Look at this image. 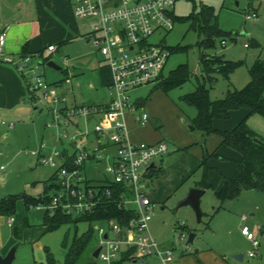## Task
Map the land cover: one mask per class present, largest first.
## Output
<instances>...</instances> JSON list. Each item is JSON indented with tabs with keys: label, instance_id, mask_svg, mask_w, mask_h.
Masks as SVG:
<instances>
[{
	"label": "rangeland",
	"instance_id": "rangeland-1",
	"mask_svg": "<svg viewBox=\"0 0 264 264\" xmlns=\"http://www.w3.org/2000/svg\"><path fill=\"white\" fill-rule=\"evenodd\" d=\"M202 4L214 8L219 28L230 35L224 38L223 43L220 38H216L213 48L203 49L198 45L202 35L190 27L189 21H174L171 30L157 32L149 38V41L160 43L169 51L176 47L183 48L178 51H170L163 73L164 76H167L179 64H187L191 73L190 78L181 86L168 92H163L156 87L158 82L137 87L130 92L132 101L143 100L145 102L142 106L149 115L148 123H150L152 131L156 132V136L164 140L169 147L166 156L163 159L159 158L162 159L167 170L164 177L166 182L160 186L169 189V186L175 184L173 182L177 181L185 168L192 169L189 176L184 178L180 188L168 198L165 199L160 195L153 200L149 231L162 247L172 250L173 260L167 264H198L197 255L200 252H207L204 255L208 257V261H211L210 264H264V261H259V259L264 260L262 247H259L260 255L248 256L251 244L243 235V228L239 225L241 214H235L229 208L215 212L214 209L219 205V201L215 196L214 189L208 188L200 199L202 212L200 221L196 220L191 207L179 205L191 185L202 177V170L198 166L195 154L199 153L201 149L199 145L201 135L198 130L189 129L190 120L196 113L195 108L187 105L180 98L194 90L200 54L215 53L222 55L225 59L241 63L229 74L228 78L217 75L216 81L209 88L211 100L222 98L228 90L240 89L245 86L250 79L249 69L254 61L259 59L264 62V0H176L173 7L174 16L180 18L188 16L193 11L197 12ZM253 11L257 14L256 19H244L246 14ZM72 44L70 52H60L52 58L57 65L64 69L67 68V72L50 67L44 62L39 63L37 58L32 59L30 65L35 67L36 72L48 82L63 79L69 75L73 80L75 98L73 100L72 95L65 93L69 104L75 102L78 105H88L97 102L105 97L106 87L101 84L96 69H102V65L108 66L91 43L89 54L87 56L82 54V57L79 58L77 56L81 53V47L78 43ZM62 57L67 60L62 62ZM24 74L26 79L32 77L26 70H24ZM91 84L94 86L93 88L90 87ZM69 85L65 84L63 89H67L66 87ZM27 95L31 96L29 91H27ZM34 102L33 100L30 104L31 102L29 103L26 98L16 108H0V199L7 195L22 193L32 196L40 195L45 181L53 172L51 167L39 164L37 159L30 154L31 151L37 150L42 142L48 147L57 144L56 131L45 126L49 118L45 109L47 107L45 104L39 103V107L35 108ZM61 105V103L57 104L58 107ZM246 114L247 112L243 109L234 110L229 119L220 121V123L233 128ZM2 122L14 123V127L8 129ZM246 123L252 130L264 137L263 116L250 114ZM157 125L159 126L157 127ZM134 132L136 133V131ZM210 136L211 138L206 139L204 144L207 149V146H210L212 142V145L216 146L218 141L217 135ZM185 146L191 150L184 152L181 148ZM226 153L232 157L238 155V152L231 148H227ZM86 165L88 169H92L90 165L93 163L88 161ZM233 167L234 161H227L220 164L219 168L230 173ZM210 173L213 175L212 183L216 188L219 181L216 180L220 176L215 169H212ZM88 174L92 175L89 172ZM252 194L250 204H260L261 207L259 211H256L252 221L262 226L264 230V194L258 192ZM16 207L20 214L25 215L28 226L21 228L20 237L13 244L16 245V252L12 264H46L45 248H48L54 259V264H63L66 249L61 243L64 238L67 244L70 243L75 230L74 225L72 223L62 224L52 232L43 233L41 211L35 208L25 210L22 200H18ZM245 215L249 216L248 212ZM184 223L196 232L191 245L185 244L188 228H177ZM21 224L22 221H19L16 223V227H21ZM87 226L86 222L78 223L77 234L85 231ZM251 231L255 232L252 227ZM0 233L3 237H7L10 228L0 224ZM180 234L183 235V238H180ZM255 234L260 239L264 232H255ZM230 241L236 243L239 253H243L241 260L235 258V253L228 247ZM94 242L98 243L96 233ZM182 250L183 254H181ZM214 256L217 257L214 258ZM80 264H107V262L99 257L85 255ZM124 264L163 263L154 255H142L137 257V261L130 260Z\"/></svg>",
	"mask_w": 264,
	"mask_h": 264
},
{
	"label": "built area",
	"instance_id": "built-area-1",
	"mask_svg": "<svg viewBox=\"0 0 264 264\" xmlns=\"http://www.w3.org/2000/svg\"><path fill=\"white\" fill-rule=\"evenodd\" d=\"M175 1L71 0L73 15L89 20V40L111 71L109 100L103 106L58 107L57 104L65 100L60 96V85L48 82L36 72L30 65V54L4 58L24 78V70L32 75L25 78L30 100L45 104L49 115L45 126L56 131V145L48 147L42 142L37 150L30 152L39 164L51 167L54 173L49 199L29 208L81 215L95 210L105 197L118 189V206L132 210L133 215L126 222L109 220L106 226H95L100 246L98 257L107 264L115 260L123 248L130 247L134 249L133 260L142 255H154L167 264L173 258L172 251L160 249L149 231L153 203L147 194L148 182L144 175L151 162L168 152V144L164 140L155 143L132 140L125 116L133 113L134 120L141 125L149 119L143 106L130 99V92L157 83L164 75L170 51L160 43H151L149 38L173 28ZM256 18V12L244 16L246 20ZM4 42L3 30L0 52ZM48 49L53 50L54 45H49ZM62 82L70 84V76ZM7 125L14 126L13 123ZM88 161L95 163L98 169L95 171V166L92 167V176L88 174ZM14 220V216L9 215L6 222L12 226ZM242 232L254 248L259 246L252 231L243 228ZM255 253L251 250L248 255Z\"/></svg>",
	"mask_w": 264,
	"mask_h": 264
},
{
	"label": "trees",
	"instance_id": "trees-1",
	"mask_svg": "<svg viewBox=\"0 0 264 264\" xmlns=\"http://www.w3.org/2000/svg\"><path fill=\"white\" fill-rule=\"evenodd\" d=\"M177 20L189 21L190 27L202 35L198 45L203 49L213 48L216 38H220L222 43L224 38L230 35V33L219 28L217 14L214 8L207 4H202L197 12L193 11L188 16L180 18L175 15L174 21ZM181 49L183 48L176 47L170 51ZM45 61L47 59H43V62ZM240 64L239 61L225 59L219 54L201 53L194 90L180 97L187 105L193 106L196 112L190 121L193 129L200 132L203 147L199 164L203 176L198 183L201 188L210 187L206 178L209 170L208 159L213 156L218 157L216 152L210 153L206 150L204 141L207 136L212 133L218 134L221 145H227L240 154L234 174L231 177L224 176L221 188L215 192L220 202L215 211L220 208L223 202L236 198L243 190L254 189L264 192V137L248 126L246 116L230 130H218L213 125L215 119H228L231 112L237 109H246L247 115L254 113L264 117V62L259 59H256L249 69L250 79L245 86L240 89L228 90L220 99L211 100L209 98V88L216 81L217 75L228 78L229 74ZM190 75L187 64H179L167 76L163 75L156 87L163 92H168L181 86L190 78ZM52 188L53 186L50 185L47 188L49 192H46L47 194L45 193L42 197H31L25 193L3 197L0 199V215H13L16 210V201L20 198L24 199L27 209L30 205L46 202ZM118 192L116 189L110 197H105L101 204L89 213L70 215L62 211L45 212L42 224L45 226L46 232H52L62 224L72 223L74 225L75 230L70 243L67 244L65 238L61 243L66 249L63 264H80L85 255L92 256L96 247L94 224L109 220L126 222L133 215L132 210L118 206ZM80 222H86L88 226L85 231L77 234V224ZM24 226L27 224L22 223L21 227L14 228V234L17 238L20 237L21 228ZM179 227L190 230L185 225ZM45 251L47 264H54V259L49 250L46 248ZM133 253V248H127L121 251L119 257L110 264H124L126 261L132 260Z\"/></svg>",
	"mask_w": 264,
	"mask_h": 264
},
{
	"label": "crops",
	"instance_id": "crops-1",
	"mask_svg": "<svg viewBox=\"0 0 264 264\" xmlns=\"http://www.w3.org/2000/svg\"><path fill=\"white\" fill-rule=\"evenodd\" d=\"M3 30L5 31V42H4L2 51L0 52V108H13V107L16 108L19 105H21V101L25 100L26 98H28L29 103L31 102L30 104H32V101H33V100L31 101L30 97L27 95V87L25 83V78L17 71V69L13 65L7 63L4 60L5 57L17 58L20 55L25 53V54H30L32 56V59H35V58L39 59L38 61L39 63H43V59H47V61L52 60L53 56H55L56 54H60V52H70L72 43H73L72 45L78 43V45L81 47V53H79L77 58L82 57V54L86 56L89 54V47L91 43L89 40V20L78 19L73 15L71 0H0V32ZM49 45H54V49L49 50L48 49ZM101 57L104 60L102 55ZM64 60H67V59L65 57H62L61 61L65 62ZM47 61H45L44 63H46ZM59 67L60 69H57V70L67 72V68L64 69L61 66ZM101 67L102 69L98 68L96 69V72L98 73V77L101 81V84L106 87L105 97L98 100L97 102L89 103L86 106H89V105L103 106L109 100L108 83L111 78V71L108 67L104 65H102ZM72 75L74 76V73ZM51 82L58 83L60 85L59 87L60 96L65 99L64 101L59 102L62 104L61 106H73V105L81 106V105L76 104L74 101H73L74 102L73 104H69L68 99L65 95V93L67 95L68 94L72 95L73 100H75L74 95H73V91H74L73 90V80H71L70 85L66 87L67 89L65 90L63 89L65 84L62 82V79L54 80ZM90 87L93 88L94 86L91 84ZM134 102L138 104L139 106L145 103L143 102V100H134ZM34 103H35L34 107L38 108L40 102L35 101ZM243 110L247 112L246 109H243ZM47 116L49 117L48 113H47ZM245 116L247 119L249 115L246 114ZM125 118H126L129 132H130V138L132 140H143L148 143H155V142L162 140L161 138L156 136V132L152 131L151 125L150 123H148L149 119L144 125H141L134 120L133 113L128 112ZM224 120H227V119H215L213 121L214 127L218 130L232 129L231 127L229 128L226 125H222L220 123V121H224ZM216 121H218V124H216ZM2 124L6 125L8 129H11L14 127V126L9 127L7 125L8 123H5V122H2ZM158 126L159 125H157V127ZM133 131H136V133L135 132L133 133ZM212 134H215L218 137L217 145L216 146L212 145L213 144L212 142L210 146H207L209 150L206 148V146L205 148L210 153L216 152L218 157L213 156L208 159L207 165L209 167V170L207 172L206 178H207L208 184L210 185L209 188L214 189V192H216L221 188L223 184V177L224 176L231 177L234 174L237 162L240 159V154L238 153V155L236 156L234 155L232 157L231 155L226 153L227 148H230V147H228L227 145H221L220 143L221 139L219 135L216 133H212ZM210 135L207 136L206 139L208 138L210 139L211 138ZM206 139L204 141V144L206 142ZM199 145L201 146V149L199 153L196 152L195 154L197 157L198 166L200 167L199 164H200V159L202 157L201 152L203 151L201 137H200ZM49 147H52V146H49ZM181 149L184 152H188L191 150L190 148L185 149L184 147ZM166 154L164 156H166ZM164 156H162L161 158L163 159ZM162 159L161 160L158 159L159 167L157 169H151L148 173L146 172L144 173L147 179V182H148L147 194L149 198L151 199L152 203H154L153 200L158 198L160 195L161 197H164L166 199L171 194H173L175 190L180 188L179 186L183 184L184 178L187 175L189 176V172H191L192 170L191 168L189 169L185 168V171L183 170V173L178 177L177 181L173 182V184L174 183L175 184L174 185L169 184L172 186H169L170 188L166 189L164 188V186L163 187L160 186L161 184H164L166 182V180H164L165 179L164 177H165V174L167 173L166 166L163 165ZM227 161H231V162L234 161V167L232 168V170L230 169L231 170L230 173L224 172L220 170L219 168L220 164H223V162H227ZM90 166L91 167L95 166V171L98 170L96 169L97 166L95 165V163H93V165H90ZM212 169H215L220 176V178L216 180V181L219 180L216 188L214 187L212 183L213 175H211L210 173ZM157 170L159 171L157 173H154ZM53 173H54V170L52 174L49 176V178L45 181L46 183L44 182L45 185L40 195L38 196H32L28 194L27 195L31 197H42L46 192H49L47 188L51 185ZM89 173L93 175L91 168H89ZM201 180H202V177L199 180H197L193 185H191V187L201 188L198 185V183ZM202 189H204V193H205V191L208 188H202ZM254 192L264 194L263 191H258L254 189L243 190L236 198L223 202L218 210H222L223 208H229L233 213L241 214L239 218V225L242 228H247L251 231V227H252V229L256 233L261 232V231L264 232L262 226H260L259 224L253 223L252 221L254 218L253 216H255L256 211H259L261 209L260 204H255V205L250 204V200L252 197L251 195H253L252 193ZM18 200H22L25 210H28L25 206L24 199L20 198ZM18 200L16 201V206H17ZM219 205H220V202H219ZM130 207H132V205H130L129 208ZM36 210H39L42 212L41 226L44 229L43 233H48L45 231V226L42 224L45 211L41 209H36ZM218 210H216L215 212H217ZM247 212L250 217L245 215V213ZM11 216H14L15 220L12 226H9L6 222L7 215H0V224L6 225L7 227L10 228V233L7 235V237H3L0 233V256H4L8 252L10 247L14 244V242L17 240V237L14 234V228L16 227V223H18L19 221H22V223H26L28 226V221L25 215L23 213L20 214L17 207L15 210V213ZM242 216H246V218L242 219ZM97 224L106 226L108 222L100 221ZM185 224L186 223L182 225H185ZM95 226H94V229H95ZM190 229H193V228H190ZM95 233L98 237V234L96 231ZM255 237L260 242L259 246L256 248H254L251 241L246 238L247 241H249L251 244V250H254L256 252L253 256L248 255L249 257L260 255L261 251L259 247H262V252L264 254V235H262L260 239L256 236V234H255ZM158 245L160 249L162 250L169 249V248L162 247L159 242H158ZM97 246H98V243L96 244V247ZM228 247H230L232 252H234L235 254L239 253V248L236 246L235 242L230 241L228 244ZM124 250H126V248L122 249V251ZM183 252L181 251V254H183ZM204 253H207V252L198 253L197 255L198 264H210L211 263V261H208V257L205 256ZM241 254H242V257H241L242 259L243 253ZM215 257L217 256H214V258ZM133 261L135 262L137 260L134 259ZM259 261H264V260L259 259ZM46 264H47V260H46Z\"/></svg>",
	"mask_w": 264,
	"mask_h": 264
},
{
	"label": "water",
	"instance_id": "water-1",
	"mask_svg": "<svg viewBox=\"0 0 264 264\" xmlns=\"http://www.w3.org/2000/svg\"><path fill=\"white\" fill-rule=\"evenodd\" d=\"M46 64L50 67L60 69V67L57 66L52 60L47 61ZM189 129L193 130V126L189 125ZM158 167H159V163L157 160H155L146 167L145 172L148 173L151 169H157ZM203 194H204V189L198 187H191L185 198L179 204L180 206L191 207L197 221H200L202 216V212L200 208V199ZM195 236H196V232L194 231V229H190L186 235L185 244L191 245L193 243ZM181 237L183 238L182 234ZM99 250H100V246H97L93 250L92 256L97 257ZM15 252H16V245H12L4 256H0V264H12L13 260L15 259ZM234 257L237 259H241L242 254L241 253L234 254Z\"/></svg>",
	"mask_w": 264,
	"mask_h": 264
}]
</instances>
